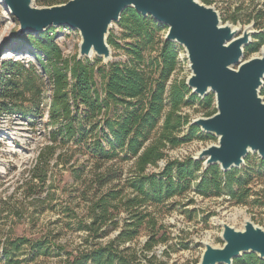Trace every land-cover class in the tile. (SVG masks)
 <instances>
[{
	"label": "trees",
	"instance_id": "trees-1",
	"mask_svg": "<svg viewBox=\"0 0 264 264\" xmlns=\"http://www.w3.org/2000/svg\"><path fill=\"white\" fill-rule=\"evenodd\" d=\"M69 1L45 0L44 6ZM200 2L211 6L217 0ZM235 10L230 20L237 23L242 8ZM246 20V24L259 32L244 50L245 55H252L264 46V0L261 8ZM116 25L123 31L122 37L117 39L110 31L107 42L111 50H122L125 60L114 62L112 58L107 64L96 57L92 61L79 59L78 54L65 55L56 42L63 33L59 28L36 35L16 33L6 44L15 54L33 57L41 71L33 64L27 68L14 60L3 63L6 69L0 75V114H18L26 119L39 115L42 103L48 98H44L42 86L46 76L51 92L47 118L54 129L51 142L87 154L95 162L92 178L84 184L81 194L86 215L75 225L79 216L68 210L62 220L71 230L78 225L76 230L84 232L86 237L74 251L64 252L65 260L61 264H156L155 248L165 245L171 250V246L154 209L165 207L169 201L189 192L202 170L200 193L214 190L220 195L225 186L233 200L243 203L242 194L234 190L241 182L231 177L220 179V174L227 177L235 169L223 173L218 166L205 170L203 163L192 157L167 158L169 150L206 135L192 125L194 119L182 114L184 107L201 102L204 118L216 114L213 94L201 99L192 94L186 81L174 78L183 49L165 41L166 27L135 10H126ZM118 40L127 43L121 46ZM260 95L264 97V87ZM26 96L30 99L25 100ZM203 137L215 140L209 135ZM44 155L40 154L31 170L30 183L39 179L45 185L47 173L41 162ZM248 159L249 156L245 164ZM260 161L264 168V160ZM120 162L132 164L129 176L124 178L121 170L100 172L99 165ZM160 162L165 164L158 173L148 172ZM112 234L104 244L102 240ZM142 235L147 239L138 249L135 242ZM58 237L49 234L36 240L8 238L3 244V256L11 264H29L37 258L49 257L54 250L65 251L56 245ZM167 250L165 255L169 253ZM20 255L27 258L20 261ZM234 264H264V261L255 255H245Z\"/></svg>",
	"mask_w": 264,
	"mask_h": 264
},
{
	"label": "rangeland",
	"instance_id": "rangeland-1",
	"mask_svg": "<svg viewBox=\"0 0 264 264\" xmlns=\"http://www.w3.org/2000/svg\"><path fill=\"white\" fill-rule=\"evenodd\" d=\"M45 0H35V5L43 8ZM263 0H217L210 7L214 8L220 16L223 25H231L244 29L246 18L254 15V10H259ZM238 7L240 19L237 23L230 20ZM251 25V24H250ZM7 30V31H6ZM9 31V32H8ZM19 24L10 15L0 0V55L11 51L6 45L12 35L18 33ZM256 31V30H255ZM112 34L120 39L123 31L116 24L111 30ZM166 32V31H164ZM121 46L126 42L118 40ZM67 56H74L79 52L81 37L78 32L61 37L56 40ZM255 42H257L255 40ZM264 48V46L261 48ZM261 51L252 55H244V60L260 57ZM12 52V51H11ZM9 54V53H8ZM7 54L0 57V75L5 72L3 63L10 62L5 59ZM114 62L125 60L122 50H112ZM180 66L174 75L179 81H186L190 76L189 65L184 50L180 52ZM95 56L90 60L94 61ZM16 61L15 59H13ZM37 60L43 63L42 59ZM36 61V60H35ZM22 65L29 67L33 64L41 71L39 63L29 59L20 60ZM44 80V98L39 115L24 118L18 114H0V264H11L3 256V244L6 239L28 238L36 240L49 234L59 237L56 245L65 251L54 250L49 257H40L29 264H61L65 260V253L74 251L85 239L84 232L76 230L80 219L86 215V207L81 200L88 181L92 178L95 162L86 154L73 152L69 147L54 145L50 140L53 127L47 118V106L51 92L46 76ZM30 97L26 96L25 100ZM264 99V97H263ZM215 106V105H214ZM182 114L192 120L203 117L201 102L188 105L182 109ZM195 139L177 149L169 150L167 158L183 160L195 157L202 149L217 145V139ZM53 148V149H49ZM41 153H45L41 160L45 166L47 179L45 185L39 179L30 183L32 172L39 161ZM257 154H250L246 164L226 177L220 174L222 181L228 177L236 182H241L240 187H234L235 192L241 193L243 203H238L229 196V189L223 186L220 195L214 190L207 194L199 192L198 184L203 177V170L198 172L196 180L192 183L189 192L169 201L165 207L154 209L158 213L160 223L170 237L167 250L165 245L155 248L156 264H196L200 261L204 251V244L208 243L215 248H221L222 224H228L236 230H242L245 221L252 222L255 226L264 229V168L261 166ZM165 162H160L158 167L149 168V173H158ZM116 165V166H114ZM100 166V172L111 170L126 176L130 175L132 164L120 162L119 164L105 163ZM102 166V167H101ZM84 181V183H83ZM73 210L79 216L75 221L74 230L65 227L63 217L65 212ZM73 211H70L73 212ZM239 214V215H237ZM237 215V216H236ZM62 221V222H61ZM114 235L102 240L105 244ZM146 235L140 236L135 242V247L141 249L145 243ZM169 252L167 255L164 252ZM20 261L27 257L20 255ZM25 264V263H23Z\"/></svg>",
	"mask_w": 264,
	"mask_h": 264
},
{
	"label": "water",
	"instance_id": "water-1",
	"mask_svg": "<svg viewBox=\"0 0 264 264\" xmlns=\"http://www.w3.org/2000/svg\"><path fill=\"white\" fill-rule=\"evenodd\" d=\"M18 22V36L42 34L67 27L81 37L78 58L112 60L108 37L126 10H135L167 28L165 41L181 47L192 94L215 96L216 114L196 118L192 125L218 140L192 159L205 170L218 166L223 173L239 170L250 154L264 160V48L260 57L244 60V50L259 32L223 25L219 13L200 0H70L39 8L35 0H1ZM11 53L6 51L3 54ZM1 54L0 57L3 55ZM221 248L205 243L196 264H234L245 255L264 261V229L245 221L242 230L222 224Z\"/></svg>",
	"mask_w": 264,
	"mask_h": 264
},
{
	"label": "bare ground",
	"instance_id": "bare-ground-1",
	"mask_svg": "<svg viewBox=\"0 0 264 264\" xmlns=\"http://www.w3.org/2000/svg\"><path fill=\"white\" fill-rule=\"evenodd\" d=\"M5 59H11V60L15 59L16 61L29 59L31 62H36L34 60V58L31 57V56H29V55H19V54H15L14 52H11V53L7 54L6 57H5ZM237 215H239V214H237Z\"/></svg>",
	"mask_w": 264,
	"mask_h": 264
},
{
	"label": "built area",
	"instance_id": "built-area-1",
	"mask_svg": "<svg viewBox=\"0 0 264 264\" xmlns=\"http://www.w3.org/2000/svg\"><path fill=\"white\" fill-rule=\"evenodd\" d=\"M59 29H62V32H63L62 35H61V37H65V36L71 34V32H72V30L69 29V28H67V27L59 28ZM61 37H60V38H61ZM185 57H186V55H185ZM179 58H180V56H179ZM179 61H180V60H179Z\"/></svg>",
	"mask_w": 264,
	"mask_h": 264
}]
</instances>
